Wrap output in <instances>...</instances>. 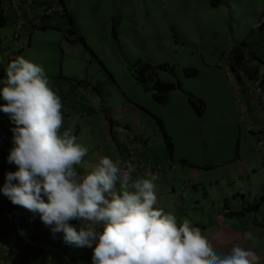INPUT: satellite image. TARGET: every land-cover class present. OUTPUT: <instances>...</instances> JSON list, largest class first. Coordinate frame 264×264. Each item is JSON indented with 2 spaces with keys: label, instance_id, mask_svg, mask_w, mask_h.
Masks as SVG:
<instances>
[{
  "label": "crops",
  "instance_id": "obj_1",
  "mask_svg": "<svg viewBox=\"0 0 264 264\" xmlns=\"http://www.w3.org/2000/svg\"><path fill=\"white\" fill-rule=\"evenodd\" d=\"M56 4L64 7V19L45 13L47 7ZM259 21L262 25L255 30V36L245 41V59L236 76L248 114L245 130L236 139L231 154L209 161H194L179 151L180 144L168 132L162 117L150 111L143 101L127 95L102 64L90 66L91 73L86 75L45 74L63 105L61 133L70 131L88 148L83 165L77 166L78 171L83 174L102 156L124 162L130 146L132 159L138 165L149 164V168L133 172V177H145L148 173L158 176L155 207L175 215L178 224L187 219L199 227L217 254L227 255L233 246L239 245L255 252L256 264H264V148L257 150L254 145L261 136L259 130L264 127L263 108L257 106V97L264 95L260 86L264 78V10ZM66 22L70 23L68 32L77 34L74 18L64 0H38L33 5L22 0L18 8L10 0H0V86L6 79L9 62L30 51L32 55V41L40 30ZM253 68L256 76L250 75ZM129 70L143 87L133 70ZM145 90H150L153 97L151 89ZM5 103L0 97V105ZM196 113L200 117L204 110ZM14 126L9 116L0 111V187L6 173L18 168L8 162L14 147L11 131ZM6 202L0 200V264L23 261L16 254V246L23 239H29L32 247L24 264H93L92 248L65 243L63 232L53 233L41 221L39 213L13 205L7 197ZM16 212L35 216L32 226L19 221ZM69 223L79 229L84 222ZM97 230L102 231V225ZM246 234L250 238L245 239Z\"/></svg>",
  "mask_w": 264,
  "mask_h": 264
},
{
  "label": "rangeland",
  "instance_id": "obj_2",
  "mask_svg": "<svg viewBox=\"0 0 264 264\" xmlns=\"http://www.w3.org/2000/svg\"><path fill=\"white\" fill-rule=\"evenodd\" d=\"M64 1L81 37L68 32L69 22L48 27L24 57L54 75L90 74L99 61L127 95L162 117L184 155L204 162L231 154L248 118L231 51L255 36L264 0ZM138 61L152 64L160 79L179 82L165 104L132 77ZM191 99L203 102L202 116Z\"/></svg>",
  "mask_w": 264,
  "mask_h": 264
},
{
  "label": "clouds",
  "instance_id": "obj_3",
  "mask_svg": "<svg viewBox=\"0 0 264 264\" xmlns=\"http://www.w3.org/2000/svg\"><path fill=\"white\" fill-rule=\"evenodd\" d=\"M0 97V111L15 125L8 162L18 166L0 192L39 213L65 243L92 248L93 264H256L255 252L239 245L217 254L199 227L155 207L157 174L134 178L132 163L109 156L78 171L88 148L70 131L61 133L63 105L42 66L24 57L9 62ZM71 220L84 223L77 229Z\"/></svg>",
  "mask_w": 264,
  "mask_h": 264
},
{
  "label": "trees",
  "instance_id": "obj_4",
  "mask_svg": "<svg viewBox=\"0 0 264 264\" xmlns=\"http://www.w3.org/2000/svg\"><path fill=\"white\" fill-rule=\"evenodd\" d=\"M246 46L247 43L243 41L240 42L238 46H235L231 51L230 69L233 73H237V70L240 69L243 64V61L245 59L244 48ZM92 55H94V53H92ZM249 72L250 75L254 73V76H256L255 68H253V70H249ZM195 73V69H189L186 74L191 75ZM133 74L136 80L143 86L144 89H151L154 100L160 104H164L168 99L169 92L179 86V82L163 81L159 79L156 75L154 66L146 62L142 63V61H138L137 67L133 70ZM236 76H238V73L236 74ZM148 84L151 85L149 86L150 88H148ZM260 86L264 89V78L261 79ZM191 104L199 114L202 113L204 107L203 102L194 101L191 99ZM167 145L170 147L169 142H167ZM19 264H24V262L20 261Z\"/></svg>",
  "mask_w": 264,
  "mask_h": 264
},
{
  "label": "built area",
  "instance_id": "obj_5",
  "mask_svg": "<svg viewBox=\"0 0 264 264\" xmlns=\"http://www.w3.org/2000/svg\"><path fill=\"white\" fill-rule=\"evenodd\" d=\"M22 0H10L12 6L14 8H18V6L20 5ZM29 4L33 5L35 2H37L38 0H27ZM45 13L49 14H57L59 17L64 18L66 17V11L64 9V7L60 4H56L55 6H49L45 9ZM262 25V22L259 21L257 23V27H260ZM262 99V103H263V109H264V95L261 96ZM259 133H261V136L255 140L254 145L255 148L257 150H262L264 148V127L259 130ZM127 160H125L124 162H129L132 163L134 165V171H139L141 169H145V168H149V164L148 163H141L140 165H138L133 159V149L130 148V146L127 149ZM0 200L1 202H6V197L3 195L2 192H0ZM16 218L19 221H23L27 224H29L30 226H32L33 222L35 221V216H28V215H24L21 214L20 212H16ZM70 222V221H69ZM47 226V225H46ZM47 228H51L50 226H47ZM32 247L30 246L29 243V239H23L20 240L16 246V254L19 258H21L22 256L26 255L27 253L31 252Z\"/></svg>",
  "mask_w": 264,
  "mask_h": 264
}]
</instances>
